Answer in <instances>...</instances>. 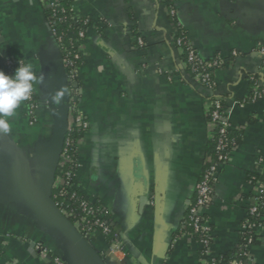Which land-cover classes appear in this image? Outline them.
<instances>
[{
  "label": "crops",
  "instance_id": "0c3cea01",
  "mask_svg": "<svg viewBox=\"0 0 264 264\" xmlns=\"http://www.w3.org/2000/svg\"><path fill=\"white\" fill-rule=\"evenodd\" d=\"M69 2L91 22L80 46L78 108L88 123L77 146L75 188L98 206L126 264H206L232 252L264 172V0H50ZM40 0H0V70L23 59L44 74L34 85L31 122L23 102L0 134V264H43L40 245L65 264H109L104 238L78 248L57 227L53 186L43 188L44 155L68 104L60 48ZM202 61L221 60L202 87L176 47L178 28ZM142 45L137 44V40ZM253 80L255 84H253ZM254 85L260 98H252ZM63 90V102L51 96ZM223 103L237 147L219 167L203 213L212 241L204 254L190 235L174 238L206 163V109ZM250 248L264 264V204Z\"/></svg>",
  "mask_w": 264,
  "mask_h": 264
},
{
  "label": "built area",
  "instance_id": "2783aa9c",
  "mask_svg": "<svg viewBox=\"0 0 264 264\" xmlns=\"http://www.w3.org/2000/svg\"><path fill=\"white\" fill-rule=\"evenodd\" d=\"M42 3H44L48 8H54L58 4L51 3L50 0H40ZM173 2L174 0H167L168 9H169V15L172 17L175 15V11L173 9ZM53 23L49 25L51 28L52 33L54 34V31L52 29ZM55 36V35H54ZM79 37L82 39L84 37L83 33H79ZM57 44L59 48L61 47L63 39L61 37L56 39ZM137 44L139 46L142 45L141 40H137ZM185 39L180 36H176L175 39V45L178 48H182L185 45ZM79 53L81 54L80 48ZM264 55V52H261ZM78 58V56H76ZM64 69L66 72V79L67 82L70 83L72 80V75H70L67 71L69 67L72 66L70 62H68L65 59H62ZM187 64L190 65V71L191 74L194 75V80L200 84H203L207 88H210L213 84L212 80V74L213 71L219 67H221L224 63L221 60H213L204 63L201 59L197 57V55L190 49H187ZM6 65V74L11 76L14 74L16 68L18 67V60L13 58H8L5 60ZM257 85L254 88V97L253 98H260L261 94L258 92ZM78 90L75 85L72 84V86L68 89V127L67 132L73 128H77L79 130H82L84 133H86L88 129V123L85 120L83 114L79 111L78 108ZM27 104L28 114L31 122L35 121V112L37 110V103L34 99V94L32 93L31 98L28 101H25ZM206 113L210 114L211 118V128L217 122L220 123L221 129L220 134L223 136L226 134L227 130H229V124L227 122V118L225 115V112L223 110V107L221 106L219 100H213L209 103ZM67 135V133H66ZM83 140V138L76 140L74 143H72L68 138L64 139L62 151L58 158L56 173H60L62 170V167H64L66 164L73 163V159L70 156L69 153V147H71V143L74 146V148L77 149L78 144ZM225 148V139L221 138L218 146L216 148L217 150V160L211 161L210 167L208 170L204 173L201 181L197 183L195 187L196 192V202L195 205L190 209L191 215L200 216L201 212L203 211L204 206L209 201V194L211 193V186L210 184L212 182L216 181V177L218 174V169L220 166L224 165L228 159L229 156H225L222 151ZM75 180H76V170H68L64 173V176H55L54 183H53V189L57 190V195L64 196L66 194L67 188H72L76 191L74 193L70 194V199H77V194L79 193L78 190L75 188ZM257 194L253 199V203L249 209V215H258L259 206L263 203H259V200L262 198L261 202L264 200V188L261 184H257ZM56 208L58 209L59 213L68 220L69 217H72L74 215L73 209L80 210L83 215L78 217L74 220L72 223V226L77 230L78 233H80L85 240L90 241L92 237L95 234H98L99 236L104 238L105 241V249L103 251V256L106 259V261L109 264H126L125 255L123 253L121 245L117 241H109L106 242V237L111 234V228L108 225L107 221L103 218L101 214V210L98 206L89 203L83 196L82 199L76 204L74 208H70L69 205L64 206L63 203L54 204ZM247 216V214H246ZM260 226H255L252 223L245 222L241 226V230H251L254 233L257 232ZM194 231L197 233L204 234L205 237L203 239H200L197 241V243L202 248V252L204 254L208 253L209 247L211 245L212 241V235H211V228L209 227L207 221L204 223H198V220H195L194 224ZM251 238H248L246 248H248V252L246 254V260L243 261H230L228 264H255L253 259L250 256V248L251 245ZM35 250L39 253V256L41 259L45 260V263L43 264H65L61 259L58 257L53 256L48 250L44 249L40 245L35 246ZM206 264H218L217 258H209L207 259Z\"/></svg>",
  "mask_w": 264,
  "mask_h": 264
},
{
  "label": "trees",
  "instance_id": "16d2710c",
  "mask_svg": "<svg viewBox=\"0 0 264 264\" xmlns=\"http://www.w3.org/2000/svg\"><path fill=\"white\" fill-rule=\"evenodd\" d=\"M167 2V0H166ZM46 17L49 25L53 23L52 29L54 31L55 38L61 37L63 39L60 52H61V58L67 60L72 64L71 67L67 69L68 73L72 75V80L70 83H68V89L73 85H75L77 88H79V79H78V70L81 66L82 56L79 53V48L81 46V43L83 42L86 31L90 27L91 22L88 19H78L74 16L73 11L71 9V4L69 2H61L54 8H48L46 9ZM171 21L173 24L177 25V21L175 20L174 16H170ZM178 28V26H177ZM83 33L84 37L81 39L79 37V33ZM178 36L184 38V32L180 27L178 28ZM187 45L185 44L181 50L183 51V58L185 62L187 61ZM78 56V58H76ZM206 63V61H204ZM187 71L191 75V77L194 79V75L191 74L190 71V65L187 64ZM200 84V83H199ZM253 84H255V81L253 80ZM202 87H206L203 84H200ZM256 85H254V88ZM258 92H260V89H256ZM255 91V90H254ZM254 97V92L252 93V98ZM35 99V98H34ZM221 106L223 107L222 101H220ZM207 122L211 124V118L210 114L206 113ZM221 125L219 122L215 124L212 128V138L209 142L208 149H209V157L211 158V161L217 160V146L221 138L225 139V148L223 149L222 153L227 157L230 155V153L237 147L239 142L238 134L231 131L230 129L227 130L226 134L223 136L220 134ZM85 133L82 130H79L77 128H73L67 132L66 138H68L72 143H74L76 140L83 138ZM71 143V147H69V153L71 158L73 159V163L66 164L64 167H62V170L60 173H55V176H64V173L68 170H76V153L77 149L74 148V146ZM264 161V158H263ZM211 162L205 164L202 173L200 175L198 183L201 181L204 173L208 170L210 167ZM249 181L252 184H261L264 188V172L261 175H252L249 177ZM214 185V182L210 184L211 188ZM74 189L67 188L66 194L64 196L57 195V190L53 189V202L54 204L63 203L64 206L69 205L70 208H74L76 204L82 199V195L80 193L77 194V199H70V194L74 193ZM210 197V194H209ZM196 192L194 193L193 200L191 201L187 212L183 218V220L180 222L178 226V230L176 231L175 237H180L182 235H190L192 236L196 241H199L200 239H203L205 237L204 234L197 233L194 231V224L195 220H198V223H204L207 221V216L201 212L200 216L191 215L190 209L195 205L196 202ZM262 198L259 200V203L264 204V200L261 202ZM209 201L206 203L204 208L208 205ZM262 205L259 206L258 215H249V209L247 210V216L243 219L241 226L245 222L252 223L255 226H260L262 224L261 222V210ZM203 208V210H204ZM74 215L72 217L68 218V221L72 224L75 219L82 216L83 213L78 209H73ZM248 238H251L252 242L251 245H255L257 241L256 233H254L251 230H240L239 232V241L235 247V249L230 252L228 255H224L217 258L218 264H228L230 261H245L246 260V254L248 252V248H246L247 240ZM114 241L113 234L106 237V242Z\"/></svg>",
  "mask_w": 264,
  "mask_h": 264
},
{
  "label": "clouds",
  "instance_id": "9594fccd",
  "mask_svg": "<svg viewBox=\"0 0 264 264\" xmlns=\"http://www.w3.org/2000/svg\"><path fill=\"white\" fill-rule=\"evenodd\" d=\"M44 79V74H38L24 58L18 60V67L13 75L9 76L0 70V134L9 133L10 118L14 117L23 102L31 98L34 85L42 84ZM63 99V90H57L51 96V103L60 105Z\"/></svg>",
  "mask_w": 264,
  "mask_h": 264
},
{
  "label": "water",
  "instance_id": "95a60500",
  "mask_svg": "<svg viewBox=\"0 0 264 264\" xmlns=\"http://www.w3.org/2000/svg\"><path fill=\"white\" fill-rule=\"evenodd\" d=\"M68 127V104L65 105L64 110L57 114L55 119V134L48 150L44 155V168L42 175V185L46 190H50L53 186L55 173L58 163V158L62 151L63 142L67 133ZM55 223L59 230L78 248L88 245V241L77 232L72 224L65 219L53 205Z\"/></svg>",
  "mask_w": 264,
  "mask_h": 264
}]
</instances>
